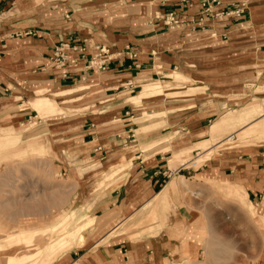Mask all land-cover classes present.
<instances>
[{"label":"crops","instance_id":"crops-1","mask_svg":"<svg viewBox=\"0 0 264 264\" xmlns=\"http://www.w3.org/2000/svg\"><path fill=\"white\" fill-rule=\"evenodd\" d=\"M199 3L193 0L185 9L180 0H0V120L20 124L39 117L38 138H48L55 155L63 158L59 166L64 174L77 184L84 183L78 174V161L84 158L118 169L110 190L91 191L95 181L85 182L90 188L81 199L87 203L83 212L94 218L87 230L96 226L103 234L64 253L61 264H171L178 241L166 226L183 218L187 229H199L190 226L193 212L199 211L170 197L169 184L180 177L210 176L225 186L241 185L259 207L264 197L261 153L231 151L239 145L229 148L221 139L214 145L219 156L206 164L170 166L177 156L208 150L204 143L232 120L212 123L234 105L235 97H243L226 90L233 88L234 77L246 90L254 82L250 75L264 74V0H221L213 12L239 7L242 13L202 21ZM172 10L179 13L178 24L156 18ZM192 33L215 35L218 45L188 46L185 40ZM60 44L71 61L62 67L52 61ZM101 47L111 56L106 69H86ZM130 50L135 58L129 57ZM186 59L209 64L190 67ZM152 80L157 82L142 84ZM37 88L49 89L46 94L55 96L61 116L41 117L31 108H19L17 98L35 94ZM253 124L244 123L240 131ZM140 212L155 214L157 222L152 216L138 217ZM262 257L258 264H264Z\"/></svg>","mask_w":264,"mask_h":264},{"label":"rangeland","instance_id":"rangeland-1","mask_svg":"<svg viewBox=\"0 0 264 264\" xmlns=\"http://www.w3.org/2000/svg\"><path fill=\"white\" fill-rule=\"evenodd\" d=\"M99 2L100 0H97V3ZM90 7L93 8L91 3ZM156 15L159 16V20H163L161 18L163 14ZM185 41L189 42L188 38ZM195 51L199 52V50ZM185 62L190 67L195 66L188 59ZM156 72L161 74V69ZM190 75L193 78H202L200 74L190 73ZM256 77L259 78L258 81L255 80ZM249 78L254 82L246 90L244 89L243 93L238 91L243 97H235L234 105L212 122L220 121L223 117L232 119L220 131L217 138L204 143L206 147H210L209 151L206 150L201 154H197L201 152V149L195 152L190 151L181 157L177 156L170 166L176 164L174 166L176 167L186 161H188L186 165H192L194 168L206 164L205 161L219 156L220 148H215V142L229 135L233 136V142L222 141V144L229 148L239 145L231 151L256 152L264 156V116H260L264 112L254 105L257 103L264 107V74L260 71L257 75L253 73ZM153 82L157 81L152 80L142 84ZM34 96L35 94H28L22 99L15 98L21 104L20 109L31 108L39 115L38 111L28 104ZM65 112L68 111L65 110ZM62 114L63 112L60 116ZM238 117H241L240 119L244 122L240 123ZM38 118L32 116L20 124L11 118L0 120V126L6 130L0 131V241L6 242L8 250V252L3 251V254L0 253V264H4L6 253L23 257V254L31 251L30 248L25 247V242L14 238L19 234L17 231L22 230L25 234H32L35 248L42 250L46 247V241L51 236L55 238L58 234V231L48 233V226L58 222L62 216L69 215L71 211L86 214L83 208L87 203L81 200L83 195L89 192L90 186L85 184L86 181H95L91 191L96 189L100 191L104 188L110 190L115 186L113 180L118 169H106L107 165H100L98 161H91V159L88 161L87 158H84L86 160L84 162L78 161V174L83 176L84 183L77 184L70 180L59 166V161L63 158L55 155L56 148L49 146L48 138H38L40 132L35 126ZM249 122L254 123L252 127L241 132L240 129L244 123ZM45 130L41 133L46 132ZM64 148L65 146L60 147L62 150ZM206 154L208 156H205ZM83 168L87 169L84 171ZM205 178L174 180L178 187L176 191L172 190L174 193H171L170 197L179 199L180 204L199 211L193 212L196 219L190 224V226H198L195 228L199 229H187L183 218L175 224L166 226V231L168 228L178 231L177 236L172 238L178 241V250L172 254L171 264H258L261 256L264 258L262 255L264 214L259 212L264 210V197L258 207L249 201L242 188L225 186L223 183L209 180L210 176ZM224 180V183L229 182L227 179ZM170 204L173 203L170 201ZM164 213L168 216L174 212ZM149 216H152L153 223L157 222L155 214H145L140 218ZM67 221L69 226L70 216ZM167 223L170 224V221ZM101 229L95 226L84 232L83 241H86L84 247L103 234ZM12 233L15 234L7 237ZM184 233H186L185 236ZM83 243L59 250L52 264H61L64 253L82 247ZM196 246L198 248L193 249ZM43 264H49V262L45 261Z\"/></svg>","mask_w":264,"mask_h":264},{"label":"bare ground","instance_id":"bare-ground-1","mask_svg":"<svg viewBox=\"0 0 264 264\" xmlns=\"http://www.w3.org/2000/svg\"><path fill=\"white\" fill-rule=\"evenodd\" d=\"M114 15H115V13H111L110 16L112 17ZM118 15H120V14H118ZM199 34H201V33H192L188 37V41L190 44L188 46L207 45V47H216L218 45V42L216 41L215 35H210L209 37H206L205 35H201L204 37L199 38ZM197 38H199V40ZM188 61L194 63V65L196 67H201V66H205V65L209 64V61H207V60H199V61L188 60ZM232 86H233V88H231V89L228 88L226 90H230V91H233V90L239 91L240 90V92L243 93L244 88H242L241 85L239 83H237L235 77L233 78ZM48 90L49 89L37 88L34 91L35 96L28 101V104L31 105L33 108H35L38 111L39 115H41L42 117L50 116V115L53 116V115L62 113V109L58 106V104L55 102V100L52 99L55 96L50 98L49 96L46 95ZM52 94L57 95V93H52ZM79 97H80V95H79ZM0 131L4 132L6 130L3 128V126H0ZM223 141H224V143L229 142V141L233 142L232 135L228 136L227 138H224ZM204 153H205V151H204ZM205 156H208V155L206 154ZM194 164H196V162H194ZM182 178L183 177H180V179H182ZM183 182H184V180H183ZM169 187L171 190L176 191L178 185L175 183V181H172L169 184ZM169 187H167L165 189V191H168ZM233 187L234 188L235 187L242 188L241 185H237V186L232 185V188ZM68 214L69 215L66 214V215L62 216V218L58 221L59 224H58V222H56L55 224H52V225L47 227L48 233L49 232L53 233L55 231H58V234L56 235L55 238H52V236H51L49 238V240L46 241V247L43 248L42 250L35 248L36 245H35L34 240L32 239L33 238L32 234H25L22 230L17 231L19 234L16 235L14 238L18 239V240H22L23 242H25V247L30 248L31 251L23 254V257L14 255L12 253L7 255V253H6L7 257L5 258L4 264H43L45 261H48L49 264H52V262L55 259L54 257L57 255V252L59 250L69 249L70 247H74L76 245H81L82 242H84L83 243V245H84L85 244V240L83 241L84 232L87 230L88 227H90L94 223V218L92 217V215L88 216L86 214H82V215H78V216L74 215L72 212H70ZM141 214L143 215L144 212H141L139 214V217L141 216ZM67 216L71 217V223L69 224V226H68V221H67L68 217ZM129 228H131V227H129ZM15 233L9 234V235H7V237L8 236L12 237V235H14ZM186 233H184V236L186 235ZM167 234L171 238H174L177 236L178 231H177V229L168 228ZM6 250H7L6 249V242L0 241V253L3 254L2 252L6 251ZM7 252H8V250H7ZM75 264H79V262L75 263Z\"/></svg>","mask_w":264,"mask_h":264},{"label":"built area","instance_id":"built-area-1","mask_svg":"<svg viewBox=\"0 0 264 264\" xmlns=\"http://www.w3.org/2000/svg\"><path fill=\"white\" fill-rule=\"evenodd\" d=\"M182 3V8H190L193 6V0H180ZM221 0H200V13H199V20L202 21L204 18H214L218 20H223L229 16L235 15L239 16L242 13L243 8H236L232 10H226L223 12H213V8L217 5H220ZM159 16L156 15V18ZM163 19L162 21L164 24H178L180 22V17L177 12L169 11L166 14H163L161 16ZM159 19V18H158ZM64 45L60 44L57 47L54 48L52 61L57 66H64L67 62L71 63L69 61V56L65 51L63 50ZM130 58H135L136 53L133 50H130ZM111 60V56L109 54V51L105 47H101L98 51V53L95 54L93 58L88 62V65L86 69H91L93 67H96L100 71H104L106 69L107 61Z\"/></svg>","mask_w":264,"mask_h":264}]
</instances>
